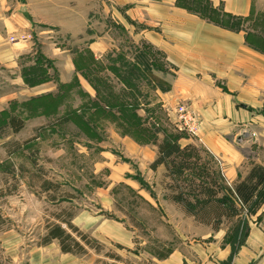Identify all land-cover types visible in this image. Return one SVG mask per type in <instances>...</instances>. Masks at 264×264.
Returning <instances> with one entry per match:
<instances>
[{
  "label": "rangeland",
  "instance_id": "obj_1",
  "mask_svg": "<svg viewBox=\"0 0 264 264\" xmlns=\"http://www.w3.org/2000/svg\"><path fill=\"white\" fill-rule=\"evenodd\" d=\"M130 7L112 0L70 4L69 19H84L78 31L82 33L50 31L53 39L46 34L33 36L35 57H44L46 76H50L46 81L32 85L24 81L25 76L33 81L45 76L44 70L30 69L35 65L31 55L19 68L0 64V127L10 115L23 119L18 131L9 125L0 128V264H19L10 258L8 242L16 240L21 244L18 250L26 253L34 242H41L47 222L71 220L76 214H83L86 223L98 215L106 225L117 224L131 237L126 252L133 254V264H152L147 254H163L179 244L188 252L196 246L191 254L200 260L198 249L212 240L202 238L206 231L227 227L231 235L235 219L217 223L212 206L194 218L170 198L172 180L166 168L150 167V156L157 152L151 138L160 140L165 133L182 145L193 142L202 160L218 169L203 139L179 130L174 122L171 109L189 104L168 102L145 70L132 63L139 45L134 38L141 27L126 15ZM197 7L205 17L229 27L264 30L260 20L264 12L257 11L255 19H235L210 11L205 0H197ZM91 44L96 53L88 49ZM147 49L155 60L151 70L162 74L163 55ZM69 58L75 71L65 69ZM76 71L93 94L77 83ZM50 80L52 91L46 90L50 84L40 85ZM195 120L200 126L202 118L196 111ZM79 230L94 239V227ZM101 237L108 239V235ZM96 246L102 254L116 253L109 241Z\"/></svg>",
  "mask_w": 264,
  "mask_h": 264
},
{
  "label": "crops",
  "instance_id": "obj_2",
  "mask_svg": "<svg viewBox=\"0 0 264 264\" xmlns=\"http://www.w3.org/2000/svg\"><path fill=\"white\" fill-rule=\"evenodd\" d=\"M85 1L0 0V64L19 68L22 60L30 55L34 62L37 48L33 47V36L38 39L46 34L53 39L50 31L77 34L83 28L84 19L70 20L69 6L84 5ZM207 1L223 15L229 14L235 19H255L257 11L264 12V0ZM112 3L130 5L126 15L140 23L134 38L139 45L134 53L145 55L152 63L155 60L147 48L163 55L166 68H161L162 74L153 70L152 82L168 102H187L201 116L198 135L210 153L206 152L218 159L217 162L214 159V164L224 182L232 186L244 179L254 164L264 166V51L248 40L250 33L264 37V30L234 29L214 22L199 12L197 0H112ZM260 18L264 21V13ZM19 34H26L28 39L10 41L11 36ZM92 44L87 47L96 53ZM135 65L143 68L138 63ZM65 69L75 71L73 59L69 58ZM164 73L167 74L164 76ZM75 74L83 90L93 94L83 76L77 71ZM19 81L23 83L22 78ZM52 83L50 80L40 85L50 84L46 90L52 91ZM155 156L154 151L149 163ZM83 217L76 214L70 222L79 229L94 227L95 240L101 244L109 241L116 247L113 256L85 245L76 236L85 249L83 253L63 252L58 239L34 242L22 253V249L18 250L21 244L12 240L7 251L13 263L102 264L100 259H105L110 261L105 264L112 261L133 264V254L126 252L132 243L130 236L114 222L106 225L98 215L87 218L88 223ZM246 219L247 236L232 255L230 244L224 238L226 227L225 230L209 229L202 236L212 240L203 242V247L198 249L200 260L191 254L196 246L191 245L188 252L180 244L163 254H147L146 260L150 259L152 264H264V201ZM54 223L69 232L65 222ZM97 228L102 232H97ZM101 234L108 235V239Z\"/></svg>",
  "mask_w": 264,
  "mask_h": 264
},
{
  "label": "trees",
  "instance_id": "obj_3",
  "mask_svg": "<svg viewBox=\"0 0 264 264\" xmlns=\"http://www.w3.org/2000/svg\"><path fill=\"white\" fill-rule=\"evenodd\" d=\"M205 2L208 4L210 11L214 12L215 8L207 0ZM227 16L233 18L229 14ZM208 18L229 27L227 23H222L217 18L214 20L211 17ZM248 40L252 45L264 51L263 36L250 33ZM139 54L133 56L134 62L141 65L147 75L153 79L152 62L148 61L147 58L145 59V55L141 56ZM43 59V57L37 55L34 61L35 65L30 67V69L44 70L45 76L35 77V81L31 80L30 76H27V78L25 76V82L32 85L50 78L49 75L46 76L47 70L46 65L43 64L45 59ZM5 125H9L14 131H18L23 126V119L19 116L10 115ZM5 125L0 128L2 129ZM151 142L156 145L157 152L154 160L150 163V167L155 169L157 166L163 165L166 168V172L172 180L169 183V186L173 189L170 198L180 203L186 213L197 219L201 212H208L207 210L212 206V213H214L217 223L221 219L227 221L235 219L231 235L228 236L229 232H226L224 237L226 242L230 244L231 255L235 253L237 248L243 244L248 233L247 219L244 215L253 213L264 201V166L254 164L244 179L229 186L224 182L223 176L218 169H214L209 161L202 160L198 148L193 144L181 146L176 138L165 133L160 140L153 136ZM190 196L196 199L191 201L189 200ZM61 220L66 223L70 231L68 232L58 223L48 224L47 230L42 237V242L58 239L63 252L76 254L85 252L83 245L72 235L73 232L77 234V237L85 245L98 250L96 246L97 240H91L86 233L81 232L78 227L74 226L69 218ZM202 221L205 222L206 220ZM242 226L241 234H238Z\"/></svg>",
  "mask_w": 264,
  "mask_h": 264
},
{
  "label": "built area",
  "instance_id": "obj_4",
  "mask_svg": "<svg viewBox=\"0 0 264 264\" xmlns=\"http://www.w3.org/2000/svg\"><path fill=\"white\" fill-rule=\"evenodd\" d=\"M26 34L11 36L10 41H26ZM173 119L179 130L186 131L191 136L198 135L199 125L195 120V111L184 103L174 106L172 109Z\"/></svg>",
  "mask_w": 264,
  "mask_h": 264
}]
</instances>
